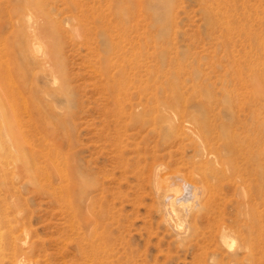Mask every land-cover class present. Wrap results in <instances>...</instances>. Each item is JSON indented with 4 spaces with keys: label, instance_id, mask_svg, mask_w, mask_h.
Masks as SVG:
<instances>
[{
    "label": "rangeland",
    "instance_id": "1",
    "mask_svg": "<svg viewBox=\"0 0 264 264\" xmlns=\"http://www.w3.org/2000/svg\"><path fill=\"white\" fill-rule=\"evenodd\" d=\"M41 1H1L0 54L5 40L14 45V79L42 109L43 141L57 144L60 166L71 169L72 180L95 181L96 208L104 214L93 237L103 243V264H264V0ZM27 19L39 29L38 40L28 37L30 52L48 57L24 73ZM15 96L13 106L24 116V102ZM173 99L214 125L213 163L230 160L232 168L215 181V213L198 210V233L181 222L185 237L162 222L151 179L158 161L172 167L168 171L195 175V139L151 132L150 119L132 122L130 115L134 106L157 112ZM5 104L0 98L9 112ZM231 132L250 144L244 153L227 145ZM17 158L2 159L10 167L6 185L18 189L32 239L35 232L41 237L35 258L85 264L78 244L91 237L65 202L76 207L78 195L55 198L49 181L45 193L19 180ZM52 179L59 183L56 174ZM224 228L231 230V246L219 244Z\"/></svg>",
    "mask_w": 264,
    "mask_h": 264
},
{
    "label": "bare ground",
    "instance_id": "2",
    "mask_svg": "<svg viewBox=\"0 0 264 264\" xmlns=\"http://www.w3.org/2000/svg\"><path fill=\"white\" fill-rule=\"evenodd\" d=\"M29 2L31 5L42 4L41 0H29ZM18 17H23V14L19 13ZM23 25L25 32L22 37L21 53L27 58V67L26 69L22 68V70L26 73L31 71L29 69L30 66L46 61L48 54L47 48L44 50L47 54H45L46 56L44 54L39 56L34 52H30L34 46L30 47L29 39L32 38L33 41L37 38L38 40L39 29L36 27L38 25L32 24L30 26L28 19ZM33 26L35 27L34 29L31 28ZM35 43L38 45V42ZM35 43L32 42L33 45ZM15 55L14 45L13 47L7 45V41L5 40L3 54H0V98H5V105H9L10 110L8 112L6 107L0 106V178L3 179V185H0V264H39V260L35 258V252L41 237L39 238L38 233L35 232L34 236L37 237V240L32 239L33 233L32 229H30L32 224H28V215L23 213V210L20 211L23 200L17 195L18 189L16 190L6 185V179L8 180L7 171L10 167L2 159L10 158L13 153H17L18 155L17 162L14 165L16 171H14L17 172L15 174L19 180L25 178L28 183H32V185L37 186V188L45 193L47 190L52 189V191L49 190V194L55 198L61 196L63 199H66L67 195H78L76 207L72 200L66 199L65 201L69 214H74L75 217L78 216L85 223L87 230L85 233L91 237L89 240L87 239L86 243L78 244V249L80 254L84 255L85 264H103V243L97 242L96 238L93 237L98 232V225L102 223L104 214L102 208H96L99 195L96 194L95 181L92 179L83 181L78 176L72 180L68 170L70 168L67 169L65 167V169L60 166V154L57 144L54 142L47 145L43 141V112L39 106L31 105L30 99L21 90V84H18V81L14 79L13 69L19 63ZM48 61L52 62L50 59ZM42 66L44 67V65ZM54 66L51 63V68L49 69L53 71L55 69ZM15 93H18L24 102V116H20L16 112L18 110L13 106L12 98L15 96ZM118 103L121 105L124 102ZM186 105L187 102L185 100L178 101L173 99L171 102L160 103V108L157 109L158 113L153 110H146V108L138 110L139 108L136 106L130 112L132 122H145L147 118L150 119V122L152 121L151 132L160 133L166 137L175 136L182 139L184 137H191L193 141L195 139L194 143L198 154H200V158L197 157L199 160L195 158L196 162H198V166H196L197 172L191 178L181 170H166V168H172L169 165L166 167V162L164 165L158 161L159 164L153 167L151 181L153 182L152 186L158 199V210L162 213V222L177 237H185L188 232L187 228H182L181 222L183 220H187L194 235L198 233V219L200 217L198 210L200 208H205L208 213H215V210L218 208L215 200V196L217 195L215 188V184L217 183L215 181L224 180L232 169L230 160H228L230 163L222 160L220 165L217 162V165L213 163L214 158L215 161L217 160L215 157L216 147L214 137L212 136L215 133L214 125H211L210 122H206L205 124L200 122L197 115L188 112ZM208 106L211 107V104ZM123 111L124 109L120 108L119 114L124 113ZM209 111L213 112V110ZM34 113H38L40 118H33ZM26 117L28 118L27 120ZM227 145L232 149L234 154H242L244 153V149L250 146L249 143L237 137L233 132L229 134ZM52 174H56L59 178L57 185L52 179ZM193 178H196V180ZM10 179L12 178L10 177ZM45 181H49V189ZM240 212L242 213V211ZM230 233V229L224 228L222 230L218 237L220 245L231 246L230 238L232 236ZM243 249L248 250L245 244Z\"/></svg>",
    "mask_w": 264,
    "mask_h": 264
}]
</instances>
